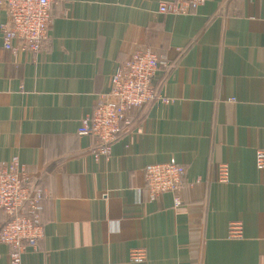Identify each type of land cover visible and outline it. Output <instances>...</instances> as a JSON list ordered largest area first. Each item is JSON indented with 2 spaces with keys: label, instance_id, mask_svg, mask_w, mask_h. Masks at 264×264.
Wrapping results in <instances>:
<instances>
[{
  "label": "crops",
  "instance_id": "0c3cea01",
  "mask_svg": "<svg viewBox=\"0 0 264 264\" xmlns=\"http://www.w3.org/2000/svg\"><path fill=\"white\" fill-rule=\"evenodd\" d=\"M169 1L61 0L41 52L17 54L3 47L0 7V165L17 157L44 191L42 236L22 264H264V0L161 13ZM138 49L170 64L153 79L158 97L95 157L81 121ZM153 163L185 167L180 206L170 192L150 199ZM6 220L0 210V229ZM233 221L242 239H229ZM133 248L148 259L131 262ZM10 250L0 243V264Z\"/></svg>",
  "mask_w": 264,
  "mask_h": 264
},
{
  "label": "built area",
  "instance_id": "2783aa9c",
  "mask_svg": "<svg viewBox=\"0 0 264 264\" xmlns=\"http://www.w3.org/2000/svg\"><path fill=\"white\" fill-rule=\"evenodd\" d=\"M61 0H0L7 20L2 25L3 47L17 54L20 52L40 53L49 39L53 19V8ZM208 0H171L162 2L161 13L188 15ZM170 64L149 49H138L129 58L119 62L110 80L109 91L99 96L93 112L84 117L78 129L81 136H95L98 146L93 149L95 157L111 153L112 144L122 126L130 124V113L156 99L153 79L162 68ZM167 101V99H163ZM255 165L264 169V149H257ZM186 170L175 163H153L145 167V182L151 200H157L167 192L174 195L175 207L182 204L179 191ZM229 165H218L217 180L228 183ZM44 191L36 187L29 173L17 157L0 165V210L7 215L0 229V243L11 247L10 264H22L25 242L32 245L42 236L41 201ZM25 210L26 213L22 214ZM244 226L233 221L228 228L229 239H242ZM148 259L145 248H133L129 253L131 262Z\"/></svg>",
  "mask_w": 264,
  "mask_h": 264
}]
</instances>
